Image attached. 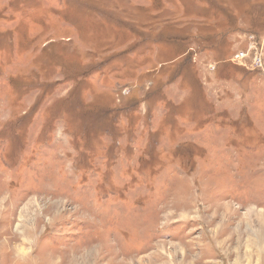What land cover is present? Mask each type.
I'll return each instance as SVG.
<instances>
[{
  "label": "rangeland",
  "instance_id": "rangeland-1",
  "mask_svg": "<svg viewBox=\"0 0 264 264\" xmlns=\"http://www.w3.org/2000/svg\"><path fill=\"white\" fill-rule=\"evenodd\" d=\"M0 264H264V0H0Z\"/></svg>",
  "mask_w": 264,
  "mask_h": 264
},
{
  "label": "built area",
  "instance_id": "built-area-1",
  "mask_svg": "<svg viewBox=\"0 0 264 264\" xmlns=\"http://www.w3.org/2000/svg\"><path fill=\"white\" fill-rule=\"evenodd\" d=\"M257 51H259V50L257 49ZM257 51H256V55L258 56ZM246 56H247V53H244V52H239V53L236 54V58H241L242 59L243 57H246ZM255 64L257 66H259L261 69L263 68V61H262L261 54H260V56L256 57Z\"/></svg>",
  "mask_w": 264,
  "mask_h": 264
}]
</instances>
